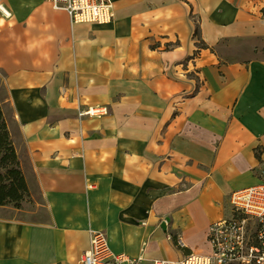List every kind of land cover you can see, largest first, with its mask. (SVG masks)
Listing matches in <instances>:
<instances>
[{
    "label": "crops",
    "instance_id": "1",
    "mask_svg": "<svg viewBox=\"0 0 264 264\" xmlns=\"http://www.w3.org/2000/svg\"><path fill=\"white\" fill-rule=\"evenodd\" d=\"M0 3V105L29 193L0 205V264H79L97 230L142 264L209 253L229 194L264 173V0H112L107 24Z\"/></svg>",
    "mask_w": 264,
    "mask_h": 264
},
{
    "label": "built area",
    "instance_id": "2",
    "mask_svg": "<svg viewBox=\"0 0 264 264\" xmlns=\"http://www.w3.org/2000/svg\"><path fill=\"white\" fill-rule=\"evenodd\" d=\"M45 1L64 10L73 23L107 24L114 17L112 0ZM0 13L5 17L11 15L3 3ZM101 111L88 108L80 113ZM229 204L230 214L208 226L209 253L190 252L175 260L155 259L153 264H264V180L233 190ZM161 222L169 224L168 218ZM142 260V255L113 252L106 233L97 230L90 233L88 248L80 255L79 264H142Z\"/></svg>",
    "mask_w": 264,
    "mask_h": 264
},
{
    "label": "trees",
    "instance_id": "3",
    "mask_svg": "<svg viewBox=\"0 0 264 264\" xmlns=\"http://www.w3.org/2000/svg\"><path fill=\"white\" fill-rule=\"evenodd\" d=\"M198 35V27L195 26L193 36ZM256 156L259 154L256 151ZM0 205L11 204L20 208V202L28 196L25 179L19 166L18 158L0 113Z\"/></svg>",
    "mask_w": 264,
    "mask_h": 264
},
{
    "label": "rangeland",
    "instance_id": "4",
    "mask_svg": "<svg viewBox=\"0 0 264 264\" xmlns=\"http://www.w3.org/2000/svg\"><path fill=\"white\" fill-rule=\"evenodd\" d=\"M262 12L264 13V9L262 10ZM193 74V73H192ZM192 76V78L194 79V82H195V85H196V87H197V85L199 84V80L195 77V75L193 74V75H191ZM2 94V90H1V88H0V95ZM0 113H1V116H2V119L4 120V122H5V125H6V120H5V118H4V116H3V113H2V110H1V105H0ZM6 128H7V126H6ZM7 131H8V129H7ZM8 133H9V131H8ZM10 136V135H9ZM12 141V140H11ZM0 172L2 173H4V169H2L1 167H0ZM263 175H262V180H264V173H262ZM29 200V193H28V196L27 197H25V198H23L22 200H21V202H20V205L22 206V204H23V202H25V201H28ZM9 205H11V204H9Z\"/></svg>",
    "mask_w": 264,
    "mask_h": 264
},
{
    "label": "bare ground",
    "instance_id": "5",
    "mask_svg": "<svg viewBox=\"0 0 264 264\" xmlns=\"http://www.w3.org/2000/svg\"><path fill=\"white\" fill-rule=\"evenodd\" d=\"M100 110V109H99ZM94 111V110H93Z\"/></svg>",
    "mask_w": 264,
    "mask_h": 264
}]
</instances>
